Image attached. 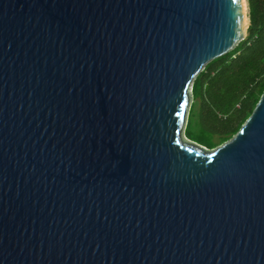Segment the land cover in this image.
Instances as JSON below:
<instances>
[{
    "label": "water",
    "instance_id": "95a60500",
    "mask_svg": "<svg viewBox=\"0 0 264 264\" xmlns=\"http://www.w3.org/2000/svg\"><path fill=\"white\" fill-rule=\"evenodd\" d=\"M244 0H0V264H264V91L209 148L192 84Z\"/></svg>",
    "mask_w": 264,
    "mask_h": 264
},
{
    "label": "trees",
    "instance_id": "16d2710c",
    "mask_svg": "<svg viewBox=\"0 0 264 264\" xmlns=\"http://www.w3.org/2000/svg\"><path fill=\"white\" fill-rule=\"evenodd\" d=\"M245 38L228 53L204 65L192 84L188 128L209 148L233 136L264 91V0H245Z\"/></svg>",
    "mask_w": 264,
    "mask_h": 264
},
{
    "label": "rangeland",
    "instance_id": "374dc122",
    "mask_svg": "<svg viewBox=\"0 0 264 264\" xmlns=\"http://www.w3.org/2000/svg\"><path fill=\"white\" fill-rule=\"evenodd\" d=\"M244 6H245V14H246V17H247V7H246V3H245V0H244ZM191 101H192V99H191ZM194 125L192 124L189 128H188V136H190V137H187L186 136V138L187 139H189V140H191V141H194V142H197V143H199L197 140H194L193 138H197L196 137V134H195V132H194ZM185 133H186V131H184V135H185Z\"/></svg>",
    "mask_w": 264,
    "mask_h": 264
}]
</instances>
